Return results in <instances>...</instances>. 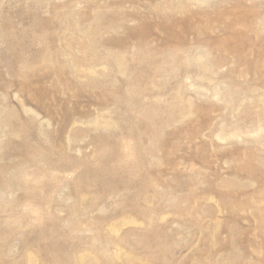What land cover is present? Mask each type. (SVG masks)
<instances>
[{"label":"rangeland","instance_id":"1","mask_svg":"<svg viewBox=\"0 0 264 264\" xmlns=\"http://www.w3.org/2000/svg\"><path fill=\"white\" fill-rule=\"evenodd\" d=\"M0 264H264V0H0Z\"/></svg>","mask_w":264,"mask_h":264},{"label":"bare ground","instance_id":"2","mask_svg":"<svg viewBox=\"0 0 264 264\" xmlns=\"http://www.w3.org/2000/svg\"><path fill=\"white\" fill-rule=\"evenodd\" d=\"M251 22V21H250ZM252 24V23H251ZM253 26V25H252ZM253 28V27H252ZM244 33H242V32H232V33H230L229 34V36L231 37V36H235V35H243ZM238 37H240V36H238ZM252 38V37H251ZM259 40V39H258ZM258 41L254 38V41H253V45H254V43H257ZM247 44V43H246ZM253 49V48H252ZM259 50H261V49H259ZM250 51V50H249ZM252 53V52H251ZM256 56V55H255ZM263 57V56H262ZM263 60V59H262Z\"/></svg>","mask_w":264,"mask_h":264}]
</instances>
